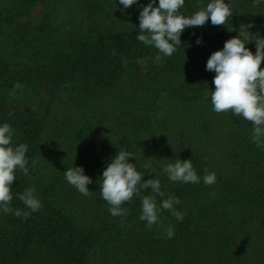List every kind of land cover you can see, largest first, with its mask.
<instances>
[{
	"label": "trees",
	"instance_id": "trees-1",
	"mask_svg": "<svg viewBox=\"0 0 264 264\" xmlns=\"http://www.w3.org/2000/svg\"><path fill=\"white\" fill-rule=\"evenodd\" d=\"M150 2L0 0V125L15 130L14 146H28V174L16 170L10 206L30 212L0 211V264H264V147L251 122L213 110L216 73L206 70L240 25L264 37V0H225L226 25L186 27L182 46L158 63V49L137 40ZM208 2L185 0L180 13ZM245 46L255 53V41ZM119 150L142 173L151 162L142 182L160 180L158 207L179 198L182 221L162 209L149 229L138 197L123 205L126 216L110 214L100 183ZM176 159H191L201 181H171L162 167ZM74 166L92 179L90 195L67 182ZM29 187L42 204L35 212L18 198Z\"/></svg>",
	"mask_w": 264,
	"mask_h": 264
},
{
	"label": "clouds",
	"instance_id": "clouds-1",
	"mask_svg": "<svg viewBox=\"0 0 264 264\" xmlns=\"http://www.w3.org/2000/svg\"><path fill=\"white\" fill-rule=\"evenodd\" d=\"M138 0H120L124 9L130 8ZM262 0H253V5L258 6ZM151 0L139 13V33L137 40L145 45L154 46L159 53L153 60L158 63L162 55L172 56L181 45V34L186 27L203 26L209 19L213 26L226 25L233 16V10L225 0H210L206 5L201 4L199 10L191 16H184L180 9L185 0ZM251 24L247 30L240 25L239 35L225 41L224 47L211 54L207 60L206 70L214 71L213 78L215 90L211 91V104L216 113L231 112L237 117H243L252 123L251 136L258 147H264V37H257L250 33ZM229 31H233L228 28ZM255 41L256 51L253 53L245 45ZM201 41L198 39L197 43ZM142 65L146 61L141 58L136 61ZM15 88L21 85L16 83ZM15 130L8 124L0 125V211L5 214L13 213L15 216H28L30 212L14 210L10 205L13 200L12 183L16 179V170L20 169L28 174V159L26 153L28 146L24 143L13 145ZM134 156L126 150H119L104 169L100 194L109 204L112 216H126V203L138 197L142 202L140 220L146 221L149 229L159 223V213L168 210L177 220L184 219V213L176 209L181 201L177 197L169 196L162 199L157 206L156 196L164 197L159 179H147L142 182L145 172L154 173L151 162L143 165L144 172L137 170L135 163H130L128 158ZM35 163V161H33ZM162 171L173 182L199 183L198 176L191 159H176L162 167ZM65 178L84 196L90 195L88 185L93 181L84 174V168L74 166L65 171ZM206 185L216 182L214 172L203 176ZM151 188L150 195H141V190ZM35 189L29 187L18 198L32 212L40 210L41 201L35 196ZM174 231L169 228L167 236L171 238Z\"/></svg>",
	"mask_w": 264,
	"mask_h": 264
}]
</instances>
